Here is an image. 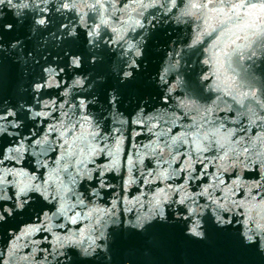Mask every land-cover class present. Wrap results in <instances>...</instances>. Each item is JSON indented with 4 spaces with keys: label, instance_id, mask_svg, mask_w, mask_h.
Listing matches in <instances>:
<instances>
[{
    "label": "clouds",
    "instance_id": "1",
    "mask_svg": "<svg viewBox=\"0 0 264 264\" xmlns=\"http://www.w3.org/2000/svg\"><path fill=\"white\" fill-rule=\"evenodd\" d=\"M34 2L36 7L39 8L35 16H31L28 13L21 14L12 12V9L21 7V5L13 3V0H8L7 4L3 3L0 5H3V9L7 8L8 11L12 12L18 25L22 26L25 21H30L32 35H35L39 29H47L52 25L53 21L49 19L50 16L59 18L57 15L58 13L63 15L65 11H71V9L75 7V0H62V2H60V0H34ZM112 2L113 8L115 9L114 0H112ZM168 2L170 7L164 12V16H167L172 8L176 6V0H168ZM212 2L213 0H204L203 4H195V0H188L191 8L187 9L184 14L196 15V12L193 10L203 11L204 9H208V4ZM40 3H43L45 7L40 8ZM95 3L100 4L102 9L100 22L90 27L87 24L84 25L87 29V36L85 37L86 44L84 47L89 54L88 63L90 65H96L98 62L104 60V56L102 55L103 52L98 51L101 45L97 41L100 25L109 23L103 15V12L107 11V9L104 8L103 0H95ZM157 3H159V0H152L153 6ZM49 4H52L54 8L51 15L47 14L49 12ZM194 4L195 7L193 6ZM9 5L11 8H9ZM219 5V8L210 11H216L222 14L219 23L223 26V29L204 49L208 55L200 61L203 65L210 66L209 71L205 72L200 77L201 82L208 80L210 77H214L212 83L205 87V91L210 89L213 91L221 90L217 88V84L225 75L236 83L237 76L228 75L227 71V69L232 68L231 61L234 55H239L241 62L245 59L252 60L253 57H255L257 61L264 59V0H219ZM91 6L95 7V4ZM148 6L149 5H146L145 7ZM23 7H28L26 2L23 4ZM161 7H163V5H161ZM41 13H44V15H41ZM142 15L143 13H141V16ZM157 15H159V13H157ZM83 19L82 16V23ZM153 19H155V17H150L147 25H145L142 20L137 19L134 21V26L130 24L129 27H133V30H135V28H145L147 30L148 27L155 30L157 25L160 24V21L157 20L156 24H153ZM33 21L35 22L33 23ZM163 24L167 25L168 20H164ZM3 27L5 31H11L13 29L12 24H5ZM67 28L68 24L60 23L58 35L55 30L47 35H55L57 44H62L66 39L73 40L79 38L80 32L77 31L76 26H73L65 32L64 30ZM198 28V25H193V30L196 32V35L195 38L186 45L188 48H194L198 43H203L205 35L211 36L212 32L216 31V28L209 23L208 19L204 20V27L202 30H198ZM151 34L152 32L148 33L147 37L150 38ZM2 39L3 36H0V40ZM118 39H122V36L118 37ZM20 43L21 41H13L8 46L0 44V51H6L9 47L15 50ZM147 43V38L143 39L140 47H137L132 42H127L125 55L127 51H133L135 59L129 58L130 62H126L122 65L123 70L119 73L121 83L133 78V70L136 72L142 70L137 60H143ZM173 43H175V38L173 39ZM254 45L255 48L253 47ZM248 52H250L251 55H246ZM29 55H31V53ZM64 55L68 57L66 68L67 73H72L71 78L66 74L61 80L57 81L55 77L61 76V73L65 71V67L60 66L59 61H57L56 63L60 68L59 72H57L52 67V64H49L43 67V74L46 79L43 82L36 79L30 85L33 98L31 104L27 103L25 100H20L17 107H12L9 106V101L5 100L3 104L0 105V113H3V115H0V121L6 122L0 124V137L7 136L10 141L15 140L16 143L17 139L21 137L23 133L26 122L24 119H20L19 115L21 113H27V121H35L37 117H50L52 112L58 110L56 101L55 99L51 101L47 99L41 100L42 91L52 87L60 89L63 85L67 84V87H64L63 92L60 93L65 99L63 103L59 105V110L61 117H68L70 123L67 127L63 120L58 124H49L48 131L44 134L43 141L41 139L33 141V144L47 142L48 135L52 131L59 132L57 140L63 138V143L58 145L60 148V155L55 161L56 168H49L46 177L43 179L34 173L30 175L23 168H0V205H2L0 206V224L6 223L10 218L15 217L17 213H24L26 209H30V206L35 204L37 197H39V200L47 205L42 211L34 212L33 214V217H39L40 213H43L40 223L35 226L30 225L28 228L24 229L16 236V240H19L22 236L36 233L43 227L44 231L51 232L54 237L53 241H51L53 244V260H60L61 264H69L72 257L68 253L62 251V249L71 247L76 248L82 260L92 259L99 250V252L105 254L106 260L110 261V229L121 228V221L124 229H132L141 233L144 232L148 225L156 220L163 223H175L176 221L187 222L184 234L197 240L204 241L208 238L205 217L210 215L213 224H215L218 229H227L230 227L233 231L238 230L243 245L245 247L256 245L257 251L264 256V184L257 181L248 188V195L245 199H235L236 193L233 191V185H236L237 188L240 185L236 180H233L230 185L225 184L224 175L221 171V169L227 171L228 165L225 163L220 164L216 172L211 174V183L200 185V190L197 191L189 189V181H192V184H194L197 180H201L208 165H204V169L201 170L200 175L194 176L193 172H195V169L193 168L192 172L188 173L182 183H176L175 181L179 179L180 173L186 168L191 167L188 161H186L185 164L182 165L179 170L174 171L171 176L168 175V169L159 172L155 176H153L152 171L149 170L147 176H144V185L154 184L156 180L163 182L172 179L174 182L172 184L165 183L163 187L155 188L154 192L152 188L148 189V193H144L143 190H141L140 195L135 196L133 200H128L127 195H125L123 200V212H121V208L118 207L120 200L119 196H116V198L111 201V207L109 208H102L97 205V200H104L105 198L102 190L106 187H113L112 184H107L105 181L104 177L106 172L115 169L117 175H119V153L123 138L122 135L119 137L116 136V133L120 132V129L113 128L112 136L116 141V146L115 148L111 147L108 143V135L101 134L100 128L102 121L94 124L91 118L92 114L88 111L89 104L97 105L99 103V96L96 95L87 98L86 95H77V93H81L82 91L85 94L92 91L96 83L106 82L107 77L97 76L95 81L88 83L92 73L84 74L78 71L83 67V54L73 55L71 54V50H68L65 51ZM169 56H171V53H169ZM53 59L54 61L57 60L55 57ZM226 64L227 69L225 67ZM189 67H191V65ZM257 67H259V64H257ZM115 71L116 69H114V72ZM233 71L235 70L233 69ZM73 89H76V91H72ZM22 91H26V89ZM226 95H233V92ZM238 95L240 97L251 96L255 98L257 89L253 87L250 91L238 92ZM73 96H76L75 101L72 99ZM233 98H236V96L234 95ZM118 99L119 97L116 89H110L108 91L107 101L108 105H110V109L107 112L106 119H108L111 114L117 113V111H119L121 115L123 114L118 107ZM217 99H219V97H217ZM257 102L259 103V100H257ZM37 105L41 106L40 111H36ZM65 105H68L66 110ZM45 108H51V112L44 111ZM140 109L142 111L143 106H141ZM77 111H79L80 115L78 119L73 120L72 117L69 116V112L75 114ZM211 111V109L208 110L209 116ZM9 117H11V119H9ZM97 120H100V118L97 117ZM76 124L80 125L79 132L75 131ZM220 127H223V125ZM89 128H92V131H88ZM69 130L73 131V136L71 138L67 136ZM215 130L209 129L201 135L198 129L193 135V143L196 145V151L198 153L211 149L212 141L209 138L210 136H214ZM33 135H35V132H33ZM27 139H30V137L24 136L22 140H19L18 146L6 147L5 151L8 154L5 155V159L15 160L16 163L19 164L26 150L24 140ZM202 140L208 141L207 147L202 145ZM215 142L220 147H223V144L219 140ZM15 143H9L8 145ZM52 143L55 144V141ZM101 143H103V147L100 146ZM184 143L187 144L188 141L185 140ZM65 145H67V148H65ZM244 151L247 152L248 149H244ZM14 153L19 155H13ZM101 153L111 157L112 159L110 162L106 164H97L96 167L89 168V163H94L93 157L99 156ZM227 156L228 152H225L219 159L225 161ZM73 157H75V159H73ZM198 158L200 162L203 163L205 158L203 156ZM62 160L64 161L63 164H61ZM233 163H235V161ZM37 165L47 168L48 162L38 160ZM127 166L128 177L124 181L125 191L131 183L135 182L132 179L133 158L131 153L128 156ZM70 167H72L74 171L70 172ZM169 168H171V165H169ZM262 169H264V165H262ZM97 170H99V176L96 177L98 183L93 185L94 173H96ZM61 172L67 173V182L63 179ZM141 175H144L142 170ZM9 176H11L12 179H8ZM149 177H152V179H149ZM262 179H264V176H262ZM85 180L89 182L88 185H85L86 191H77L76 189ZM10 188L13 190L14 196L9 193ZM89 188H91L90 192L88 191ZM253 189L256 190L255 195H253ZM217 192L222 193V195H217ZM69 193H71L72 197H75V203L70 202L71 197H69ZM145 195H148L147 200L142 199ZM258 198L259 203H257ZM86 201H91L92 205L96 206L90 207ZM129 205H131V207H129ZM136 205H139V207L133 212V208L136 207ZM146 205L147 208L145 209ZM53 208H55L54 211H52ZM77 208L80 210L77 211ZM181 209H183V211H181ZM240 209H243V211H240ZM254 210H256L255 215L253 214ZM50 211L51 215H49ZM169 212L171 213V219L169 218ZM70 213L72 214L70 215ZM60 217H63V223H52L53 218L59 219ZM78 221H87L88 223L78 231L67 229L64 235H60L58 232L53 231L54 228L65 229V225L69 222L75 225ZM45 222H47L46 226ZM9 234L10 229L8 230V235ZM45 239H47V237H45ZM30 243L39 244L40 242L30 241ZM13 247H15V244ZM32 251L35 253L36 249L33 248ZM44 251L46 252L44 260H47L48 253L47 250ZM21 259H27V257H21ZM5 264H7V261Z\"/></svg>",
    "mask_w": 264,
    "mask_h": 264
},
{
    "label": "snow or ice",
    "instance_id": "2",
    "mask_svg": "<svg viewBox=\"0 0 264 264\" xmlns=\"http://www.w3.org/2000/svg\"><path fill=\"white\" fill-rule=\"evenodd\" d=\"M8 2V0H7ZM5 3V0H0V4ZM195 4H202V0H195ZM195 4L193 5L195 7ZM237 87L236 83L232 81L228 76H223L222 79L218 82L217 88L221 89L225 92V94L232 93L234 89ZM214 136L219 137V141L221 142L222 140L225 139V137L222 136L220 133V129H216ZM118 147V146H117ZM0 155H3L2 152H0ZM5 159V157H4ZM2 163V161H0Z\"/></svg>",
    "mask_w": 264,
    "mask_h": 264
}]
</instances>
